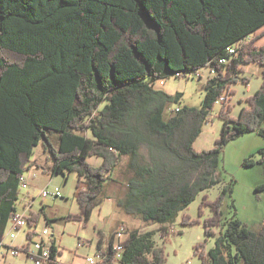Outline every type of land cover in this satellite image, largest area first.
<instances>
[{
	"label": "trees",
	"instance_id": "obj_1",
	"mask_svg": "<svg viewBox=\"0 0 264 264\" xmlns=\"http://www.w3.org/2000/svg\"><path fill=\"white\" fill-rule=\"evenodd\" d=\"M263 28L264 0H0V241L33 199L22 194L20 179L35 171L39 147L49 161L45 174L79 176V211L53 220L45 206L32 212L23 253L43 217L86 228L113 183L124 191L120 211L162 225L167 240L178 213L221 182L217 168L227 145L246 134L264 139V45L252 38ZM249 64L263 68V83L234 118L232 86L249 84L240 78ZM203 67L216 74L203 85L202 106L171 112L169 104L182 95L160 90L157 81ZM222 97L221 137L211 150L197 151ZM257 154L244 165L264 164V148ZM92 158L102 164L91 165ZM229 197L225 187L217 199L203 198L199 219L184 216L185 226H203L206 242L216 238L209 251L206 242L197 244L195 254L201 264H264V226L254 232L225 219ZM205 208L211 217L202 222ZM121 227L123 251L115 250V235L107 239L102 264H116L119 253V264H166L152 232ZM52 252L56 264L60 252L54 245Z\"/></svg>",
	"mask_w": 264,
	"mask_h": 264
},
{
	"label": "rangeland",
	"instance_id": "obj_2",
	"mask_svg": "<svg viewBox=\"0 0 264 264\" xmlns=\"http://www.w3.org/2000/svg\"><path fill=\"white\" fill-rule=\"evenodd\" d=\"M264 37V29L260 33L254 35L252 38H256L257 41ZM260 45H264V40L259 41ZM246 73L242 74L240 78L248 77L249 84L238 81L237 84H233L235 95H232V115L237 118L241 112V109L248 106L246 98L256 93L262 86L263 74L256 72V65H246ZM212 74L208 68H200L196 72H188L182 78H175L174 75L168 76L165 79L158 80L156 87L160 90L170 94H181L182 98L179 104L171 103L168 108L176 110L184 106L190 108H199L202 106V102L205 99V90L203 85L206 83L208 77ZM161 82H164L161 85ZM222 106L216 105L212 113L210 122L204 125L201 136L195 143V149L197 151H209L215 146V140L221 137L223 129V121L219 119L218 113ZM170 111L167 112L166 117L170 115ZM264 127V126H263ZM261 148H264L263 137L257 134H246L234 141H231L224 152H222L220 164L217 168V176L221 182L213 188L205 191L196 198L194 203L190 205L187 210L180 211L178 213L175 223L168 224L171 228V235L165 240L162 236V225H155L153 223L147 224L134 216L126 215L125 212L120 211L117 207L115 200H108L102 204L101 209L94 210L93 216L86 228L80 222H71L59 224L55 227L57 241L60 243L63 253V262L72 263L75 255L80 257L87 255H95L97 253V246L102 239L100 245L105 247L106 242L103 238L110 237V239L119 231L122 225L129 230H139L144 234L147 232L153 233V239L157 247H164L166 251V264H201L198 256L195 254V247L197 244L205 243L206 236L203 226L189 225L185 226L182 221L184 216H188L191 220L199 219L198 212L200 210L202 200L204 197L209 200L217 199L222 190L225 187H231L232 197L227 198L224 205V217L225 219H238L249 230L257 232L264 226V190H258L257 188L264 185V164H257L253 167H247L244 165L245 159H249L254 156V160H259L260 156L257 154ZM144 152V151H143ZM38 161L34 162V169L37 177H32L31 173L26 175L29 182L33 185L30 186L28 191H23L22 194L30 193L35 198L38 206L40 203L46 201L51 207L55 204L60 205L65 210L66 215L77 214L79 211V205L74 196L76 192L77 174L73 173L69 178L67 184L64 182V177L59 176L54 178L50 183L51 191L55 190V187L62 189V196L60 198H46L39 197L44 187L49 181V177L44 173L47 167L45 154L39 147L36 149L35 158ZM90 163L93 166H99L102 164V160L97 158L90 159ZM40 165L39 168H36ZM33 179V180H32ZM54 189V190H53ZM35 196V197H34ZM57 199V200H56ZM36 211V210H35ZM38 212V211H36ZM210 209L205 208L201 221H205L211 217ZM44 218V217H43ZM43 229V222L38 226V230ZM28 228H24L16 232L17 237L13 240V244L23 246L27 243L26 237ZM219 233V231H217ZM52 234V232H51ZM127 235H124L126 240ZM78 239L87 242H92V245L87 248L78 249ZM9 241V240H8ZM10 242V241H9ZM216 238L212 237L206 242V250L209 251L215 246ZM122 254L117 255L116 264H119V259ZM0 264H33L31 260L27 259L25 253L20 254L17 257H4L0 258ZM75 264H78V260H75Z\"/></svg>",
	"mask_w": 264,
	"mask_h": 264
},
{
	"label": "built area",
	"instance_id": "obj_3",
	"mask_svg": "<svg viewBox=\"0 0 264 264\" xmlns=\"http://www.w3.org/2000/svg\"><path fill=\"white\" fill-rule=\"evenodd\" d=\"M246 41H242L241 43L237 45H233L231 47L227 48V52L230 54H234L236 49L240 46H242ZM228 62L227 59H223L220 64H226ZM212 75L216 74L215 70L210 71ZM176 77H179L177 75ZM164 83L162 82L161 85ZM226 102V98L222 97L220 98L216 104L222 106ZM171 112H176L178 109L170 110ZM32 178L37 177L36 172H32ZM20 187L22 191H28L30 189V183L26 176L22 177L20 179ZM62 191L59 188H56L54 191H51L48 188H45L40 192L39 197L42 199L46 198H60L62 196ZM35 199V198H34ZM34 199L30 201L28 205L23 207L21 210H18L14 216L11 218V220L8 223L6 235L3 237V239L0 241V258L4 257H17L20 256V254H23V251L20 250L19 246H16L13 244V240L15 237H17L16 232L20 231L24 228H28V233L30 231L34 230V227L30 224L31 220L30 218L33 217L32 212L37 213L33 207H34ZM32 223V222H31ZM27 233V237H28ZM36 237H33L31 240L30 250L29 252L25 253L28 260H31L33 264H52L53 258H52V247L53 244L49 241H45L44 238L51 235L50 229H44L39 231L38 228L36 229ZM124 235H127L125 232L124 227H121L119 231L116 232L115 236V250L121 252L123 251V247L120 245V243L124 240ZM26 237V241H27ZM10 242H9V241ZM121 254V253H119ZM104 260L103 252H99L98 254L92 255L87 257L85 264H102Z\"/></svg>",
	"mask_w": 264,
	"mask_h": 264
},
{
	"label": "crops",
	"instance_id": "obj_4",
	"mask_svg": "<svg viewBox=\"0 0 264 264\" xmlns=\"http://www.w3.org/2000/svg\"><path fill=\"white\" fill-rule=\"evenodd\" d=\"M264 29V28H263ZM263 29L261 30V31H263ZM261 31H259L258 33H260ZM258 33H256V34H258ZM255 34V35H256ZM253 37V36H252ZM251 38V37H250ZM260 40H264V37H262L261 39H259L258 41H257V46H262V45H260L259 44V41ZM250 65V64H249ZM252 65H256L258 68H256V72H258V73H261L262 72V74H263V68L261 67V66H259V65H257V64H251V66ZM248 85V84H247ZM206 124H208V123H206ZM264 126V125H263ZM42 149V148H41ZM42 152H43V150H42ZM44 153V152H43ZM45 154V153H44ZM37 158V157H36ZM45 159H46V164H47V167H48V159H47V156H46V154H45ZM37 161H38V159H37ZM40 165H37L36 166V168H38ZM46 167V168H47ZM72 175V174H71ZM71 175H68L67 177L66 176H63L64 178V182L67 184V182H68V178L71 176ZM78 176V175H77ZM48 177L50 178L49 179V181H48V183L46 184V186L44 187V188H48V189H50L51 188V185H50V183L51 182H53V180H54V178H52L50 175H48ZM59 176H57V177H55V178H58ZM32 178V177H31ZM78 179H79V176H78V178H77V184H78ZM33 180V179H32ZM30 183V186H32L33 184L31 183V182H29ZM77 184H76V192L74 193V196H75V198L77 197V192H78V189H77ZM56 188H59L61 191H62V189L60 188V187H55V189ZM81 188L82 189H84L85 188V184H81ZM52 190V189H51ZM54 190V189H53ZM63 193V192H62ZM31 197H33V195L32 194H30V193H28ZM124 195V191L122 190V185L120 184V183H113V185H112V187H110L109 188V193L107 194V198L104 200V202H103V204L105 203V201H108V200H115V201H117V199H119V198H122V196ZM35 197V196H34ZM34 199V198H33ZM57 200V199H56ZM34 201V207H33V209L34 210H36V211H40V208L41 207H43V206H45V212H46V214L49 216V218L51 219V220H53V219H55L56 217H59V216H63V215H66V212H65V210H63L62 209V207L60 206V205H57V204H55L53 207H51L49 204H47L46 203V201H44V202H41L40 203V207L38 208V209H36L35 207L36 206H38V204L39 203H37V201L34 199L33 200ZM102 208V205L100 206V207H98L97 209H101ZM97 209H94V210H97ZM94 212V211H93ZM92 216H93V214H92ZM41 222H43V229L42 230H44V229H47V228H49L50 229V232H52V234L50 235V237L49 236H47V237H45L44 238V240L45 241H49V242H51L55 247H56V249H57V251H58V253L59 254H57V257H56V264H72V263H64L63 262V251H62V249H61V246H60V243H58V241H57V234H56V232L54 231V229H55V227L56 226H58L59 224H65V223H61V222H59V223H55V224H50L49 222H48V220L44 217V218H42L41 219V221L39 222V225H40V223ZM66 225V224H65ZM126 236V235H125ZM110 237H107V238H103V240L106 242L107 241V239H109ZM101 241H102V239H100V241H99V243H98V246H97V253L96 254H98L99 252H103L104 251V249H105V247L104 248H102L101 247V245H100V243H101ZM26 243H24L23 244V246L25 245ZM92 245V242H90V241H87V242H83V241H81V240H79L78 239V249H81V248H87V247H90ZM22 246V247H23ZM89 256H92V255H87V256H83V257H80L79 255H75V259L73 258V264H75V260L77 259L78 260V264H85L86 263V259H87V257H89Z\"/></svg>",
	"mask_w": 264,
	"mask_h": 264
},
{
	"label": "bare ground",
	"instance_id": "obj_5",
	"mask_svg": "<svg viewBox=\"0 0 264 264\" xmlns=\"http://www.w3.org/2000/svg\"><path fill=\"white\" fill-rule=\"evenodd\" d=\"M179 76H180V74H179Z\"/></svg>",
	"mask_w": 264,
	"mask_h": 264
}]
</instances>
